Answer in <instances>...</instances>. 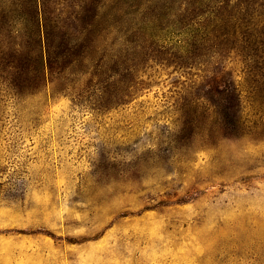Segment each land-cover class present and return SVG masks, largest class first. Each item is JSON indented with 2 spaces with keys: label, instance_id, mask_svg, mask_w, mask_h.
Instances as JSON below:
<instances>
[{
  "label": "rangeland",
  "instance_id": "rangeland-1",
  "mask_svg": "<svg viewBox=\"0 0 264 264\" xmlns=\"http://www.w3.org/2000/svg\"><path fill=\"white\" fill-rule=\"evenodd\" d=\"M155 1L128 4L140 45L115 53L130 72L0 84V264H264V107L245 96V130L212 128L188 103L205 66L182 62L180 1ZM101 4L114 23L116 0Z\"/></svg>",
  "mask_w": 264,
  "mask_h": 264
},
{
  "label": "trees",
  "instance_id": "trees-1",
  "mask_svg": "<svg viewBox=\"0 0 264 264\" xmlns=\"http://www.w3.org/2000/svg\"><path fill=\"white\" fill-rule=\"evenodd\" d=\"M179 1L177 22L188 34L182 62L194 67L201 60L205 66L198 67L201 74L189 86L188 103L203 100L212 128L225 136L239 134L246 127L245 96L264 107V2ZM129 3L116 0V18L110 23L102 20L101 0H0V84L20 96L49 86L54 93L67 92L92 73L84 68L88 62L98 69L94 76L102 77L104 67L111 73L107 76L130 72L123 52L120 57L115 53L122 42L127 49L140 45L134 43L136 19ZM157 6L158 0L154 10ZM162 8L173 16V4L165 2ZM147 17L141 21L152 22Z\"/></svg>",
  "mask_w": 264,
  "mask_h": 264
}]
</instances>
